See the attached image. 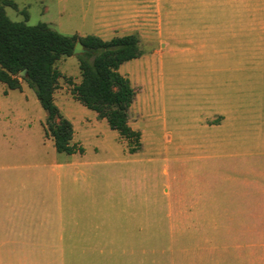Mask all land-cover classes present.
I'll use <instances>...</instances> for the list:
<instances>
[{
	"label": "rangeland",
	"instance_id": "1",
	"mask_svg": "<svg viewBox=\"0 0 264 264\" xmlns=\"http://www.w3.org/2000/svg\"><path fill=\"white\" fill-rule=\"evenodd\" d=\"M11 1L16 9L6 7L5 13L13 22L43 23L67 37L93 35L104 41L135 35L142 53L119 69L136 93L128 111L129 126L141 136L134 154L105 120L72 99L69 82L81 80L75 57L56 64L62 78L54 100L72 123V144L83 154L56 153L44 135L46 114L25 83L21 91L6 89L12 107L24 112L28 141L45 160L51 192L58 172L62 179L57 203L52 199L45 206V218L58 219L45 221L51 227L45 248L57 244L63 252H36L41 238L35 237L37 250L13 254L15 260L18 255L39 264L225 260L228 251H220L218 236L227 246L242 237L229 228L228 235L219 234L204 220L203 208L218 205L212 200L219 198L223 212H247L250 197L264 192L250 188L248 171L250 161L264 154V74L258 75L256 62L205 60L214 54L197 55V45L186 46L184 37L165 44L159 35L165 25L175 31L208 20L193 0ZM223 45L227 56H239L230 50L236 43ZM258 65L264 73V62Z\"/></svg>",
	"mask_w": 264,
	"mask_h": 264
},
{
	"label": "crops",
	"instance_id": "2",
	"mask_svg": "<svg viewBox=\"0 0 264 264\" xmlns=\"http://www.w3.org/2000/svg\"><path fill=\"white\" fill-rule=\"evenodd\" d=\"M193 1L196 7L200 5L208 20L187 22L175 31L165 25L159 34L164 43H179L177 39L184 37L186 46L197 45V55L214 54L203 56L205 60L256 62L258 75L263 76L258 62H264V0ZM229 41L237 44L230 50L239 51V56H227L225 51L229 48H224L223 44ZM5 91L6 87L0 84V264H39L19 255L15 260L13 254L34 253L37 250L33 245L35 237L41 238V249L36 252H63L57 244L45 248L47 237H51L49 231L45 233L51 228L45 221L58 220L51 216L45 218V206L49 207L52 199L55 200L52 204L57 203L62 179L58 172L56 189L51 192L50 180H45V160L38 157L40 151H35L24 133L26 130L22 129L26 122L24 112L12 107L11 93L4 95ZM262 156L250 161L251 189L264 190V154ZM56 168L58 171L63 169L61 165ZM66 168H71L70 161ZM48 174L46 178H49ZM212 201H217L218 205H205L204 220L219 234L223 230L226 236L229 234L227 230L232 229L242 237L238 244L227 246V242L220 238L222 234L218 236L220 251H228L226 259L218 264H264V192L250 197L247 212L235 208L223 212L220 199ZM226 220L233 223L228 225Z\"/></svg>",
	"mask_w": 264,
	"mask_h": 264
},
{
	"label": "trees",
	"instance_id": "3",
	"mask_svg": "<svg viewBox=\"0 0 264 264\" xmlns=\"http://www.w3.org/2000/svg\"><path fill=\"white\" fill-rule=\"evenodd\" d=\"M6 7L15 10L16 5L11 0H0V84L9 91H21V84L25 83L34 92L46 114L42 126L45 138L52 139L56 153L84 152L72 144V123L61 114L54 100L62 78L56 64L70 57L77 59L81 78L77 85L69 82L72 99L105 120L109 129L127 142L129 154L136 153L141 147V136L128 124V111L136 93L119 69L140 58L138 38L125 35L104 41L93 35L67 37L43 23L28 26L13 22L5 13ZM76 43L82 45L84 54L73 55ZM23 70L26 77L19 76Z\"/></svg>",
	"mask_w": 264,
	"mask_h": 264
},
{
	"label": "water",
	"instance_id": "4",
	"mask_svg": "<svg viewBox=\"0 0 264 264\" xmlns=\"http://www.w3.org/2000/svg\"><path fill=\"white\" fill-rule=\"evenodd\" d=\"M85 50L83 49L82 45L80 43H76L75 48L73 50V55H81L84 54ZM20 77H26V70H23L22 72L19 73Z\"/></svg>",
	"mask_w": 264,
	"mask_h": 264
}]
</instances>
